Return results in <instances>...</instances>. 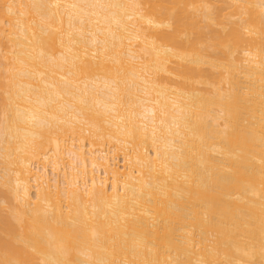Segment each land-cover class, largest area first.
Segmentation results:
<instances>
[{
  "label": "bare ground",
  "instance_id": "6f19581e",
  "mask_svg": "<svg viewBox=\"0 0 264 264\" xmlns=\"http://www.w3.org/2000/svg\"><path fill=\"white\" fill-rule=\"evenodd\" d=\"M0 264H264V0H0Z\"/></svg>",
  "mask_w": 264,
  "mask_h": 264
}]
</instances>
